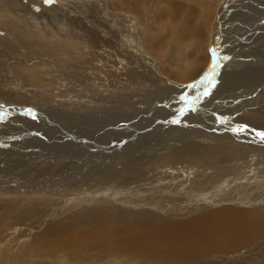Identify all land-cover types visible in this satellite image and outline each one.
<instances>
[{
  "label": "rangeland",
  "instance_id": "rangeland-1",
  "mask_svg": "<svg viewBox=\"0 0 264 264\" xmlns=\"http://www.w3.org/2000/svg\"><path fill=\"white\" fill-rule=\"evenodd\" d=\"M144 1L149 7H143V12L141 10L137 13L135 21L130 20L129 18L131 15L127 14L129 17L125 19V22L120 19L121 21L118 20L119 23H115L114 21L119 17H122V14L113 7V0H54L51 4H45L43 0H0V76H3L2 78L5 79V74L9 71V75L16 80V84L9 85L8 83L11 93H13L12 95L14 96L18 89L13 87L20 85V77L28 79L26 81L28 84V91L24 93L26 96L22 100L17 99V101H21L23 107L31 109L34 115L40 114L39 116L42 117L44 115L48 116L66 111L71 115L80 116L84 123L94 125L93 127L99 126L100 120L105 121V127H107L109 122V119H107L108 116L113 118V120L119 121L117 124L121 123L127 119L128 116L139 113L141 109L149 106L148 103L151 102L150 100H152L154 96L143 97L142 101H145L143 103L144 105L139 103L138 106L131 104L128 105L129 101L121 103L116 101V99L121 95H131V87L137 89L142 88L139 91L141 94H145L149 88L153 90L162 89L163 87L160 84L162 72L159 68L169 71L170 69H178L182 67L184 65V60L182 58L185 55L184 50H189L186 47H182L178 41H175V48H177L175 53L163 51L159 52L157 55L151 51H149V54L146 53L147 51L144 49V45H140L141 47L139 48H143L146 51H143V54H145L148 59H150L151 63L155 65L151 66L149 62L143 61V59H139L140 64L136 65L138 64L137 59L132 56L129 58V61L132 63L129 70L124 69L125 58L121 56L118 49L121 48L118 38L120 37V32L124 33L127 31L128 22L134 24L136 30L140 32L139 35H141V37L148 33L146 30L149 27V23L152 19L151 14L153 10H155L157 2L154 4L153 0ZM243 2H245L243 8L250 6V2L245 0ZM234 3L235 1L233 2V0H231L230 5L223 6L225 8H223V11H226V16L223 21L222 19L220 21V29L216 33H212L213 35L211 34L213 45H215L213 47L211 45V48H216V54L218 53L217 58L220 60L221 65L218 69L216 81L220 78V74L226 76V73H229L230 77L228 79L234 81L238 79V76H242L241 73L238 74L240 72L238 70L242 69L243 71L242 63H239L238 60L241 59L239 57L242 53L241 51H245V49L242 50L241 48H248V50L255 48L253 51L254 55H259V48H264L261 44L258 45L260 42L259 39H264V31L261 30L264 29V25H259V27L258 25L254 27L244 26L255 24L252 20V23H250L249 20L248 23L239 22L241 17V13L239 12L246 15H248L249 12L238 10L237 15H235L236 11L233 9L235 7L238 8L240 4L235 5ZM240 7H242V5ZM219 8L222 7L220 6ZM140 16L147 18L145 19V22H143V19L140 18ZM138 18L140 23L138 22ZM153 24H155V22ZM254 28L258 30L260 29V31L252 32ZM8 48H24L23 50L27 51V57L17 56L18 60H15L16 58L12 56L13 53H11ZM239 50L241 51L238 52ZM5 54H9L11 56L10 59L12 60L8 61ZM172 54L175 55L173 56ZM180 54L181 57L179 56ZM201 55L203 58H207L208 56V50L205 45L201 51ZM177 59H179V61ZM6 61L9 63H6ZM15 63L17 69L13 74L7 66ZM19 63L21 64L19 65ZM251 66L252 65H247L246 68ZM254 66L255 67L246 71L247 73H252L251 80H254V74L263 76L260 69L264 71V63L261 62L257 67L256 65ZM255 68L257 70H255ZM246 72L245 74H247ZM134 74H138L141 77L152 76L153 78L149 83L144 78H142L144 80L136 79ZM202 75L203 74L199 75L198 79ZM192 79L193 77L191 78V81ZM187 81H183L182 79L181 84H184ZM252 82H255L256 89L263 86L264 90L263 77ZM239 83L242 84L240 80H238L237 85H239ZM244 85L237 89L230 88L231 86L226 89H217L218 92H214L212 95L206 97L207 100L204 98L203 100L196 102L193 105L195 108L194 111L187 110L182 116L178 115V110L183 107V105L180 106V103L178 104L176 99L171 100V102L169 101L170 103L166 102L170 104V106L169 104L167 105L168 111L166 110L160 113H163L164 115L167 114L169 117L174 115L175 117H180L177 119L180 121L179 123L182 122L183 125L188 126L189 130L182 128L180 131V128L177 129L179 123H173V126L168 124L171 129L168 128L169 130L166 129L163 133L166 131H169L170 133L172 132L171 134L174 137H176V133H180L181 135V132H185L188 134L193 128L192 121L195 119L201 121L204 125H201V128L198 129L197 133H191V137H188L189 141L187 143L184 144L181 141L175 143L169 149L159 151L160 149L157 148L163 144L167 146L166 142H170L171 139L175 140L171 137L164 139L165 143H159L158 138L154 141H147L148 143L146 144L144 143L145 145H142L144 148L148 149L150 145L153 149H149L148 151H154V153H150L151 157L148 165L150 167H164L166 165H171L174 161L176 162V156H174L175 159H172L170 163L167 164V161L170 160L167 155L178 148L184 147V145H188L191 141L197 140L209 143L210 141L220 140V145L222 144L224 146L220 149L222 152L218 150L214 151L221 154L211 152L213 149L209 150V148L206 149V147L202 148L203 150L206 149V154H208H203V157H205L203 159L205 161L212 159L216 163L222 162L224 166H234L233 171L236 166H240L238 169L240 173H245L253 169V167L247 168L249 163L248 159H250L249 157L253 156L255 149H262L258 151L264 153V142L255 135L256 131L264 132V118L260 119L261 116L264 117V93L262 92L263 94L253 97L257 91L248 89L247 87H249V85ZM191 91H194L193 94ZM195 92V90L188 88L187 94H189V96H195ZM166 93L168 92L155 96V98L162 99L163 95ZM255 98L258 99V101H253ZM126 99L129 100V98ZM216 99H218L217 102ZM102 100L106 102H110L111 100V102L114 103H111L110 105L101 104ZM162 100L164 101V99ZM248 101L249 104L247 103ZM208 104H212L211 109H213V112L220 111L221 114H218L217 116H223L224 120L227 121L226 123L221 122L223 130L242 126H247V130L238 135L231 131V133H229L230 136L234 135L237 137L236 140H233L227 134L223 137L220 136L219 133H221L222 130L215 129L218 128V125L216 126V124L212 122L211 117H208L210 118L209 121L206 120L205 115L202 114L205 110L196 109L202 106H208ZM13 109L23 112L22 110L13 108L11 104L7 105V103L5 104V108L3 110L1 109V111H6V117H12L9 114L14 112ZM162 110L163 108L160 109V111ZM258 110H261L263 115L259 112L256 113ZM209 111L208 114H212ZM222 111L232 113L224 115ZM251 113L255 115L253 119H251ZM248 115L250 116L249 118ZM149 119H153V115L149 116ZM105 127H102V129ZM172 128L175 129L173 130ZM137 131L138 130L133 129L132 133ZM143 142L146 141H141L140 143ZM255 142H257V144ZM79 144L85 146L84 143ZM229 144H232L234 147H231ZM156 149L159 152L156 151ZM143 150L144 149H142V151ZM102 151L103 150H101V152ZM245 151H248L249 154ZM118 152H120L119 149ZM124 153L129 154L126 152ZM234 155H239L240 157L243 156V161L239 162V160L233 158L236 157ZM259 155L260 154H257L256 157ZM51 156L49 159L51 162L59 159L56 155ZM105 159L99 160L97 156V158L95 157L93 159V164L98 167L100 164L107 165L109 163L108 166L112 165L116 169L119 168L117 165V160L119 159L112 157L108 160L106 159V162H103ZM223 159L224 161H222ZM260 163V161L257 163L259 165V171L264 169V164ZM201 165L203 164H200V166ZM88 168L89 165L85 163L83 165V170L67 173L61 178V191L62 194L67 196L66 198L63 195L60 199L52 198L50 197V194L52 193L46 194L44 190L40 192H24V194L17 196L14 195V191L13 193L0 194V264H32L39 262L41 264H264V232L262 233L254 230H252V232L248 230L251 234H249L247 241H241L240 243V240L237 242L235 238L226 236L213 240L214 242H211V244L209 243L211 246H195V243L188 241L185 243H178L176 244V247L181 249L179 252L170 247L174 251H171L170 254H175L172 255V257H168V255H160L155 251L154 252L158 255L151 252L153 248L160 249V247L164 245H169V238L170 244L175 246L174 243H171V238H174V234L170 230H167L171 226L169 223L188 220L218 207L214 202L221 203V200L230 193L227 189L213 192L214 187L216 186L215 184L220 182L219 180L215 182L213 188L210 187L209 191H204L206 194L209 193V199L204 198L205 200L203 202H199V199L197 198L184 197L183 199L186 198L185 202L182 201L183 204L175 205V207L170 205H167V207L154 206L152 204H145L144 202L138 203L139 201L128 203L125 200L111 196L109 198H103L101 196L107 192V189H110V186H116V184L112 183L107 184L108 182H104L101 186L85 188V191L79 194V196H74L67 192L69 190L68 188L79 180L81 174L87 173ZM211 171L212 169H205V175L203 178L205 179L206 175L209 176L208 173ZM112 172L115 173L114 169L102 176H112L114 180L116 179L119 183L121 177L114 175ZM225 173L229 174L228 172ZM120 175L122 176V174ZM229 175L232 176V174ZM262 177L264 178V176ZM262 177L260 179L264 184V179ZM238 178L239 179L236 181H231V188L237 187L238 183L236 184V182L243 183V185L246 184L245 188L252 187L249 185L248 181L244 180L242 177ZM150 180L151 179L145 180L144 185H142L143 187H139V189L144 188L146 191L152 190L154 192H161L167 191L171 187V184H174L173 181H168L166 178L158 184L155 182L149 184ZM50 182H52V180ZM131 184L132 186L136 185V183ZM137 184L139 185L138 181ZM120 185H122V181ZM263 188L262 192L264 193ZM65 189L66 191H63ZM254 190L257 195L262 193L257 192L255 188ZM134 191L136 192L137 188ZM120 192L121 190L119 187L113 189L115 195H118ZM183 192L184 189L175 187V193ZM146 193L149 192H143L141 195ZM234 194L236 195L237 192H234ZM91 198L95 199L91 200ZM102 199L103 201H101ZM191 205H202L206 208L200 206L195 209V207ZM234 205V207L257 211L259 215L264 216V197H259L257 202L252 203V205H247L246 203H235ZM186 210L188 212H186ZM116 225L117 227H115ZM162 227H164V229ZM99 228H101L100 230L102 233L105 231L110 233V236L106 238L101 233L99 239H104L103 241L105 243L107 242L105 251H107L109 255L112 254L117 257L120 254L119 256L123 257L127 252L125 248L126 246L123 244L122 246L119 245L116 240L117 238L114 237L115 232L129 233L128 236L131 234L132 238L139 237V241L145 239L144 237L147 233L146 236L148 239L146 237L147 240H142V243H144L143 245H145V248H153H151V251L147 250L143 255H136L137 253L134 251L133 253L129 252V254L127 252L128 256H130L127 259L120 258L118 260L120 263H118L112 259L107 260V258L102 255L95 257L89 256L88 254L82 255L81 252L73 255L68 253V249L66 248L67 250H65V248H63L64 246L61 244L63 242L65 245H68L67 247H70L76 238L78 239L81 237L83 241L85 240L84 242L86 246L88 245V241H90V243L93 241L95 242V235H93L92 232L93 230L98 231ZM113 228L115 229L112 232V236L109 230ZM157 228L163 230H155ZM79 230L81 234L71 235ZM151 232L156 234L154 235L155 238L152 236L149 237ZM166 233L168 236L165 235ZM142 235L144 237H142ZM90 238H92V241ZM150 239L152 241H150ZM114 241L117 242V244L112 243ZM160 241L165 242L162 243ZM147 242L148 244H146ZM59 243L62 247L59 246ZM188 244L190 247L192 246L191 248L193 251ZM180 245L186 246V249L183 246L179 247ZM108 246L112 249L110 250ZM118 246L121 248H118ZM123 246L125 249L122 248ZM187 246L190 251H188ZM182 248L184 250H182ZM113 249L116 251H113ZM190 252H194V255H191ZM132 254L136 255V257L132 256ZM152 254L158 257L156 258ZM151 255L153 257H151ZM144 256L146 257V260ZM131 257L134 259L130 260ZM15 259L17 261H14Z\"/></svg>",
  "mask_w": 264,
  "mask_h": 264
},
{
  "label": "bare ground",
  "instance_id": "bare-ground-1",
  "mask_svg": "<svg viewBox=\"0 0 264 264\" xmlns=\"http://www.w3.org/2000/svg\"><path fill=\"white\" fill-rule=\"evenodd\" d=\"M113 1H114L112 3L113 7L122 14V17H119L114 21L115 23H119L118 20L120 19H122L123 22H125V19H127L129 15H131L129 19L135 21L137 13L140 12L143 7L146 6L149 7L148 5H146V2L144 0H113ZM234 1H235L234 3L235 5L240 4L238 8L235 7L233 9L236 11L235 15H237L238 10L249 12L248 15L239 12L241 13L239 22L248 23L249 20L250 23L253 22L255 24V25L248 24L244 26L254 27L258 25L259 27V25L260 26L264 25V0H245L250 2L249 3L250 6L245 8H243L244 7L243 5H245V2H243L244 0H233V2ZM153 2L154 4L157 2V4L155 10H153L151 14L152 19L149 23L148 29L146 30L148 32L146 35H143V37H141V35H139L140 32L136 30L134 24L129 22H128L127 31L124 30L125 31L124 33L120 32L119 35L120 37L118 39L121 48L118 49L120 51L121 56L125 58V62H124L125 67L123 65L124 69L129 70V67L132 64L129 61V58L132 56L137 59L138 64L136 65L140 64L139 59H143V61H147L149 62V64H151V66H154L155 64L151 63L150 59H148V57L145 54H143V51L144 52L147 51L146 53L148 54L150 53L149 51H151L157 55L159 52H163V51L168 53H173V52L175 53L177 49L175 48V41H178L182 47H186L189 50L188 51L184 50L185 55L182 57L184 60V65L182 67L179 66L180 68L177 67L178 69L174 68V69H170L169 71L159 68V70L162 72L161 82H160L161 86L163 87L162 89L153 90L149 88L145 94H141L139 91L142 88L137 89L131 87V91H132L131 95H121L118 99H116V101H119L121 103L129 101L128 105L131 104L134 106H138L139 103L141 105H144L143 103L145 101L144 102L142 101L143 97L154 96V98L150 100L151 102L148 103L149 106H147L144 109H141L139 113L128 116L127 119H125L119 124H117L119 121L113 120V118L108 116L107 119H109V122L107 124V127H105L106 122L103 120L99 121L100 127L99 126L93 127L94 125L84 123L83 120H81L80 116L71 115L66 111L58 112L48 116L44 115L42 117L39 116L40 114L37 115L35 114L36 119L33 120L30 116L23 114L25 109H29V108L23 107L22 102L17 101V99L22 100L26 96L24 93L28 91L27 90L28 84L26 83L28 79L20 77V81H21L20 85L13 87L15 89H18V91L16 90L17 93L14 96L12 95L13 93H11L8 83L9 85L16 84L15 83L16 80H14L9 75L8 73L9 71L6 72L5 74L6 77L4 76L5 79L2 78L3 76L2 77L0 76L1 77L0 105H2L5 108L6 103L7 105L11 104L13 108L23 111L20 112L13 109L14 112L10 114L8 113L12 117L7 116L4 121L0 122V194L13 193L14 191V195L17 196L24 194V192H32V191L40 192L44 190L46 194L52 193L50 194V197L52 198L60 199L62 195L66 198L67 196L62 194L61 191V186H60L61 178L65 176L67 173L83 170V165L85 163L89 165L87 173L81 174L79 180L73 183L72 186L68 188L69 190L67 192L71 193L74 196H79V194L85 191V188L101 186L104 182H108L107 184L112 183V184H116V186L115 185H114L115 187L110 186V189H107V192L103 196H101L103 198L106 197L109 198L111 196L125 200L128 203L139 201L138 203L144 202L145 204H152L154 206L167 207V205H170L172 207H175V205L183 204L182 201L185 202L186 198H197L199 199L198 200L199 202H203L205 200L204 198L209 199L210 197V196L208 197L209 193L206 194L204 191H209L210 187L213 188L215 182L219 180L220 182H217L215 184L216 186L214 187V191L213 189L212 191L216 192L222 189H227L230 191V193L221 200L222 201L221 203L214 202L218 205L217 208L208 210L207 212L192 217L188 220H183V221L181 220V221H175L173 223H169V225L171 226L167 230L168 231L170 230L174 234V238H171V243H174L175 246L170 244V238H169V245L167 246L164 245L160 247V249L151 247L153 248L151 251V248L150 249L145 248L144 247L145 245H143L144 243H142V240L146 239L147 233L145 234V237L143 236L144 234L142 235V237H144L145 239H142L141 241H139L138 239L139 237L132 238L131 234L128 236L129 233H123V232H115L114 237L117 238L116 240L118 241L119 245L122 246L123 244L124 246H126L125 248L128 254L129 252L133 253L134 251L137 253L136 255H143L147 250H150L151 252L154 251L158 252L160 255H168V257L170 256L172 257V255H175V254H170L171 251L174 252L170 247L176 249L179 252L181 249L176 247V244L185 243L187 241L195 243L196 244L195 246L198 245L209 246L211 242H214L213 240L226 236L235 238L237 242L240 240L239 243L241 241H245V240L247 241V238L249 234H251L250 232H252V230L257 232L260 231L262 233L264 232V216L259 215L257 211H252L247 208L234 207L235 206L234 204L246 203L247 205H252V203L257 202L259 197H264V193L262 192V188L264 184L261 182L260 179L262 176H264V174H262L264 173L263 172L264 169L259 171L258 170L259 165L257 164L259 161L264 164V153L258 151L262 149H255L253 156L249 157L250 159H248L249 161L248 165L245 163L247 165V168L253 167V169L245 173H240L238 171L240 166L238 167L236 166L237 168L235 167L233 171L234 166L232 167L229 165L224 166L222 162L216 163L212 159H210L209 161H205L203 159L205 158L203 157V154L208 155L206 154L207 153L206 149L208 148L209 150L213 149L211 152L216 153L217 151L214 150H218L222 152L220 149L223 148L224 146L222 144L220 145L221 142L220 140L210 141L209 143L203 141H197V140L191 141L189 142L188 145H184V147L178 148L174 150L172 153L168 154L167 156L170 158V160L167 161V164L170 163L172 159H175L174 156H176L175 159L176 162L174 161L171 165L169 166L166 165L164 167H155V166L150 167L148 165L151 157L150 153H154V151H148V150L153 149V147L149 145L148 149H146L142 146L144 143L145 144L148 143L147 141L150 140L154 141L157 138L159 143H165L164 139H168L170 137L174 138L175 140L171 139L170 142H166L167 146H165V144L159 146V148H157L160 149L159 151L169 149L171 148L172 145L181 141L185 144L189 141L188 137L189 136L191 137V133H197L198 129L201 128V125H204L201 123V121L195 119L192 121L193 123L192 130H190L189 132L187 131L188 134H186L185 132H181V135L180 133H176V137H174L171 134L172 132L170 133L169 131L168 132L166 131L163 133V131L166 129L167 130L171 129L168 126V124L172 125L173 124L172 121L177 120L180 117H175V115L169 117L167 114L164 115L163 113L161 114L160 112H164L167 110V105L171 102V100L173 99L177 100L180 95L187 94L188 92L187 85L193 83L194 81L199 80L200 78L198 79V76L204 74L208 70L213 59L209 50L216 49V48H211V45L212 47L215 46L213 45L211 34L216 33L220 29L221 27L220 21L221 19L223 21L226 16L225 15L226 11H223V8L228 4L230 5L231 0H174V1L153 0ZM241 5L242 7H240ZM220 6L222 8H219ZM247 17H251V18H247ZM140 18L143 19V22H145V19H147L144 16H140ZM138 22L140 23L139 18H138ZM154 22L155 24H153ZM256 28H254L252 32L260 31V29L258 30ZM261 30L264 31V29ZM259 40L260 42L258 43V45L261 44V46L264 47V39L262 38ZM140 45L142 46L144 45V49L146 51L143 48H139L141 47ZM204 45L208 50L207 58L205 57L203 58L201 55V51L204 48ZM23 49L10 48L9 50L11 53H13L12 56L16 58L15 60H18L17 56L27 57V51ZM241 49L242 50L245 49V51L244 50L238 51V52L240 51L242 52L240 55L238 54L239 57L241 58L240 60H238V62L242 63V67H243V71L242 69L238 70L240 71L238 74L241 73L242 76L241 77L238 76V79L234 81L228 79L230 77L229 73H226V76L220 74V78L217 80L216 86L211 89L210 95H212L214 92H218L217 89L218 90L226 89L229 86H231L230 88L237 89L243 86L244 84L249 85V87H247L248 89L257 91L253 97L255 96L257 97L259 94L261 95L264 93L263 86L261 87L262 89L261 88L256 89L255 82H252L255 80L257 81L258 78L260 79L261 77H263V81H264V71L260 69L263 76L254 74L255 76L254 80H251L252 73L250 74L246 72L247 70L255 67L254 65H256L257 67L261 62L264 63V52H262L264 51V48H259L260 51L259 55H254L253 51L255 48H251L250 50H248V48H241ZM5 56L6 59H8V61L12 60L10 59L11 56L9 54H5ZM179 56L181 57V54ZM179 59L177 60L179 61ZM8 61H6V63ZM20 64L21 63H19V65ZM247 65H252V66L246 68ZM7 68L10 70L11 73L14 74V72L17 69V65L16 63L12 65L10 64L9 66H7ZM255 70L257 69L255 68ZM245 72L247 74H245ZM134 76L136 79L144 78L149 83L153 78L152 76L141 77L138 74H134ZM192 77L193 79L191 81ZM182 79L183 81H187V80L188 81L185 82L184 84H181ZM238 80H240L242 84L239 83V85H237ZM232 81L234 82L229 84ZM165 92L168 93L163 95L162 99H164V101L161 98L160 99L155 98V96H158ZM126 98H129V100H127ZM205 100H207V98H205ZM217 101L218 99H216V102ZM249 101L247 102L248 104ZM253 101H258V99L255 98ZM111 103L113 104L114 102H111V100L110 102L109 101L106 102L104 100L101 101V104L110 105ZM181 105L182 104H180V106ZM211 107L212 104H208V106H202L196 109L205 110L204 113L202 114L205 115L206 120L209 121L210 118L208 117H211L212 122L216 124V126L218 125V128L215 129L222 130V132L219 133L220 136L223 137L225 134L230 136L229 134L231 133L230 128H228L229 130L228 129L223 130L221 124V118H223V116H217L218 114H221L220 111L218 110L219 112H213V109H211ZM4 108H2V110ZM162 108L163 110L160 111V109ZM208 111L212 114H208ZM222 112L224 113V115L232 113V112L226 113L225 111ZM258 112L262 114L261 110L256 111V113ZM152 115H153V119H149V116ZM254 116L255 115L251 113V119H253ZM249 117L250 116L248 115V118ZM262 118L264 117L261 116L260 119ZM102 127L105 128L102 129ZM178 128H180L179 129L180 131L182 130V128L189 130L188 126L183 125L182 122L179 123L177 129ZM133 129H136L138 131L132 133ZM230 137L233 140H236L237 138L234 135H231ZM141 141H146V142L140 143ZM79 143L82 144L84 143L85 146H82ZM255 143L257 144V142ZM230 146L232 147L233 145L231 144ZM204 147H206L205 150L202 149ZM118 149L120 152H118ZM142 149L144 150L142 151ZM157 149L156 151H158ZM101 150H103L104 152L103 151L101 152ZM124 152L129 154H125ZM245 152L249 154L248 151ZM217 153L221 154L219 152ZM257 154L260 155L256 157ZM51 155L53 156L56 155L59 159L51 162L49 160ZM97 156L99 160L105 158L108 160L109 158L112 157L119 159L117 160L118 161L117 165L119 168L116 169L111 164H110L111 166H108L109 163L107 165L98 164L99 165L98 167L97 165L95 166L93 164V159L95 157L97 158ZM234 156L236 157L233 158L239 160V162L243 161V156L242 157H240L239 155H234ZM106 159L103 162H106L107 161ZM222 161H224V159ZM200 164L203 165L200 166ZM113 169L117 174L113 172L112 173L114 175H118L121 177L119 183L121 184L122 181V185H120L116 179L114 180L112 176L109 175L102 176L103 174H106ZM205 169L206 170L212 169V171L208 173L209 176L206 175L204 179L203 176L205 175ZM225 172L232 174V176ZM120 174H122V176ZM238 177H242L244 180L248 181L249 185L252 187L245 188L246 184L243 185V183L236 182V184L238 183L237 187L231 188L230 187L231 181H236L237 179H239ZM164 178H166L168 181H173L174 183L171 184V187L167 191L154 192L152 190L146 191L144 188L139 189V187H143L142 185H144L145 180L151 179L149 184H152L154 182L158 184ZM51 180L52 182H50ZM137 181L139 182V185L137 184ZM131 183H136V185L132 186ZM117 187L120 188L121 192L118 195H115L113 193V189ZM175 187L184 189V192L175 193ZM136 188L137 191L135 192L134 190H136ZM254 188L257 190V192H262V193L257 195ZM66 189L63 191H66ZM57 191H61V192H57ZM143 192H149V193L141 195ZM234 192H237V194L235 195ZM184 197L186 198L183 199ZM94 199L95 198H91V200ZM101 201H103V199ZM191 206L195 207L196 209V207L198 208L202 205H191ZM186 212L188 211L186 210ZM115 227H117V225ZM164 227L162 228L164 229ZM159 228L155 230H163ZM100 229L101 228H99L98 231L93 230L92 233L93 235H95L94 237L95 242L93 241L90 243V241H88L87 243L88 245L86 246L84 242L85 240L83 241L81 237H79L78 239L75 237L76 240L72 243L70 247H67L68 245H65V243L63 242L61 244L64 246L63 248H65V250L68 249L67 250L68 253L73 255L79 252H81L82 255L88 254L89 256H95V257L102 255L105 256L107 260L112 259L117 262L120 258L127 259L130 256V255L128 256L127 252L124 255L122 254L123 257L119 256L120 255L119 254L117 256L118 257L117 259L116 255L114 256L112 254L109 255V253L105 251L107 242L105 243L103 241L104 239L99 240L102 233ZM114 229L115 228L108 230L112 234ZM248 230H250V232ZM76 234H81L80 230L77 231L75 234H71V235H76ZM102 235L106 238L110 236V233L105 231L102 233ZM154 235L156 234H153L151 232L149 237L151 236L154 237ZM165 235L168 236L167 233ZM90 239L92 241V238ZM150 241L152 240L150 239ZM112 243L117 244V242L115 241ZM61 244L59 245L60 247H62ZM146 244H148V242ZM124 246L122 248H124ZM181 246L183 245H180L179 247ZM60 247L58 248L61 249ZM183 247L185 248L186 246ZM109 248L110 250L112 249L111 247ZM118 248L121 247L118 246ZM114 250L115 249H113V251ZM182 250L184 249L182 248ZM188 251H190V249H188ZM193 253H191V255H194ZM155 254L158 255L157 253ZM136 255L132 254V256L135 257ZM152 255L151 257L153 256L156 257V255L153 256ZM144 258L146 260L145 256ZM163 258L166 259L165 257ZM131 259L134 258L131 257L130 260ZM14 261L17 260L15 259ZM32 264H41V263L39 262Z\"/></svg>",
  "mask_w": 264,
  "mask_h": 264
},
{
  "label": "snow or ice",
  "instance_id": "snow-or-ice-1",
  "mask_svg": "<svg viewBox=\"0 0 264 264\" xmlns=\"http://www.w3.org/2000/svg\"><path fill=\"white\" fill-rule=\"evenodd\" d=\"M45 4H51L54 2V0H43ZM213 59L212 63L210 64L208 70L200 77L199 80L194 81L191 84L187 85V88L193 89L196 91L195 96H189L187 94L180 95L177 99V102L182 104L183 107H181L178 110V115H183L186 110H195L193 105L203 100L204 98L208 97L211 94V89L214 88L217 84L216 76L218 74V69L221 67L220 60L217 58V54L215 49L209 50ZM227 59V58H225ZM3 106L0 105V109H2ZM24 115L30 116L33 120L36 119V116L33 114L31 109H25ZM6 119V113L3 111H0V122L4 121ZM179 120H173L172 123H179ZM221 122H227L224 120V118H221ZM247 130V126H242L238 128H232L231 131L234 134H240L241 132ZM255 135L259 137V139L264 142V132L262 131H256Z\"/></svg>",
  "mask_w": 264,
  "mask_h": 264
}]
</instances>
